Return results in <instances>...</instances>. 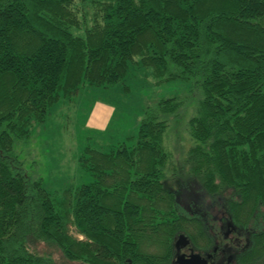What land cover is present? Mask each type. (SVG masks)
I'll return each mask as SVG.
<instances>
[{
	"label": "trees",
	"instance_id": "16d2710c",
	"mask_svg": "<svg viewBox=\"0 0 264 264\" xmlns=\"http://www.w3.org/2000/svg\"><path fill=\"white\" fill-rule=\"evenodd\" d=\"M133 56L190 81V146L174 163L164 140L183 100L163 98L133 145L86 149L90 182L49 192L18 144L82 83L121 81ZM203 200L264 258V0H0V264H162Z\"/></svg>",
	"mask_w": 264,
	"mask_h": 264
},
{
	"label": "rangeland",
	"instance_id": "374dc122",
	"mask_svg": "<svg viewBox=\"0 0 264 264\" xmlns=\"http://www.w3.org/2000/svg\"><path fill=\"white\" fill-rule=\"evenodd\" d=\"M87 10L89 19L92 9ZM137 60L138 56L129 60V69L118 83H82L75 94L54 102L43 121L31 123L29 141L16 149L26 170L40 176L49 192L60 196L65 189L90 182L92 174L79 161L86 149L106 153L120 143L133 145L145 106L163 98L183 100L179 116L169 125L164 140L173 162L188 149L191 140L187 120L197 99L191 95L190 81H161L152 74L151 67ZM71 230L76 234L73 227ZM259 264H264V258Z\"/></svg>",
	"mask_w": 264,
	"mask_h": 264
},
{
	"label": "flooded vegetation",
	"instance_id": "af4514ba",
	"mask_svg": "<svg viewBox=\"0 0 264 264\" xmlns=\"http://www.w3.org/2000/svg\"><path fill=\"white\" fill-rule=\"evenodd\" d=\"M200 205L194 216L198 224L173 232L162 264H180L191 255L198 257L195 264H259L263 258L257 260L254 234L225 219L223 210L210 208L204 200Z\"/></svg>",
	"mask_w": 264,
	"mask_h": 264
},
{
	"label": "water",
	"instance_id": "95a60500",
	"mask_svg": "<svg viewBox=\"0 0 264 264\" xmlns=\"http://www.w3.org/2000/svg\"><path fill=\"white\" fill-rule=\"evenodd\" d=\"M196 255H191L188 259L180 260V264H195L194 260H197Z\"/></svg>",
	"mask_w": 264,
	"mask_h": 264
}]
</instances>
